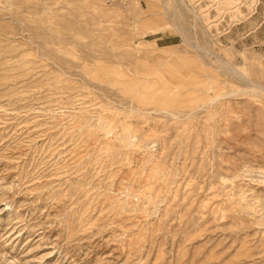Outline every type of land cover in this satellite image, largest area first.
<instances>
[{
	"label": "rangeland",
	"instance_id": "rangeland-1",
	"mask_svg": "<svg viewBox=\"0 0 264 264\" xmlns=\"http://www.w3.org/2000/svg\"><path fill=\"white\" fill-rule=\"evenodd\" d=\"M0 264H264V0H0Z\"/></svg>",
	"mask_w": 264,
	"mask_h": 264
},
{
	"label": "bare ground",
	"instance_id": "bare-ground-1",
	"mask_svg": "<svg viewBox=\"0 0 264 264\" xmlns=\"http://www.w3.org/2000/svg\"><path fill=\"white\" fill-rule=\"evenodd\" d=\"M219 97V96H218Z\"/></svg>",
	"mask_w": 264,
	"mask_h": 264
}]
</instances>
